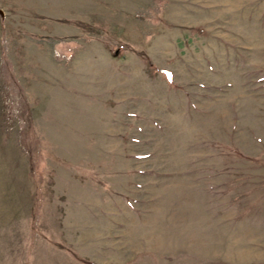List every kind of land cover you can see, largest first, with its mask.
Segmentation results:
<instances>
[{
	"label": "rangeland",
	"instance_id": "obj_1",
	"mask_svg": "<svg viewBox=\"0 0 264 264\" xmlns=\"http://www.w3.org/2000/svg\"><path fill=\"white\" fill-rule=\"evenodd\" d=\"M0 264H264V0H0Z\"/></svg>",
	"mask_w": 264,
	"mask_h": 264
},
{
	"label": "trees",
	"instance_id": "obj_2",
	"mask_svg": "<svg viewBox=\"0 0 264 264\" xmlns=\"http://www.w3.org/2000/svg\"><path fill=\"white\" fill-rule=\"evenodd\" d=\"M165 74H166L167 77H171L170 74H168V73H165Z\"/></svg>",
	"mask_w": 264,
	"mask_h": 264
}]
</instances>
